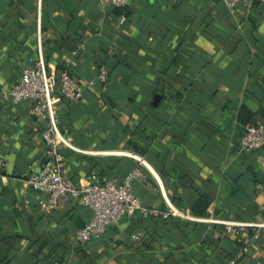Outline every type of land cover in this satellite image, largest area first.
I'll return each instance as SVG.
<instances>
[{
    "label": "crops",
    "instance_id": "0c3cea01",
    "mask_svg": "<svg viewBox=\"0 0 264 264\" xmlns=\"http://www.w3.org/2000/svg\"><path fill=\"white\" fill-rule=\"evenodd\" d=\"M226 1L0 0V264H264V230L242 246L220 223L264 222V147L236 151L241 107L247 124H264V0ZM39 54L48 73L84 84L77 102L57 98L74 148L60 150L64 176L85 186L137 170L142 204L182 216L127 211L99 240L77 244L89 208L37 210L27 183L45 161V125L8 93ZM198 203L207 205L193 213Z\"/></svg>",
    "mask_w": 264,
    "mask_h": 264
},
{
    "label": "built area",
    "instance_id": "2783aa9c",
    "mask_svg": "<svg viewBox=\"0 0 264 264\" xmlns=\"http://www.w3.org/2000/svg\"><path fill=\"white\" fill-rule=\"evenodd\" d=\"M103 6L124 8L131 0H98ZM241 1L227 0L226 6L233 9ZM97 79L101 83L107 80V69L100 66ZM84 84L69 72L59 74L47 72L45 61L41 54L34 63L23 69L19 82L9 90V100L16 105L20 102H30V115L37 121L44 123L41 139L45 144V161L39 170L28 179L27 187L36 193L34 204L39 212L47 213L66 204H78L91 210V220L74 233L77 244H85L99 240L106 230L116 227L127 211L138 212L141 218H160L182 216V212L172 206L168 211L146 208L133 191L132 184L142 179L137 171L129 172L121 183L113 179H98L91 176L85 186H79L64 174V161L61 148L74 149L61 133L57 115V98L61 97L70 102H77L82 97ZM264 147V124L243 126L242 136L236 151L240 154L251 153ZM7 164L0 159V170H5ZM25 188L20 189L23 194ZM227 235L235 238L236 242L245 246L248 244L249 234L257 230H264V222L245 224L238 222H220ZM133 240L139 235L134 234ZM223 264H236V260H228Z\"/></svg>",
    "mask_w": 264,
    "mask_h": 264
},
{
    "label": "trees",
    "instance_id": "16d2710c",
    "mask_svg": "<svg viewBox=\"0 0 264 264\" xmlns=\"http://www.w3.org/2000/svg\"><path fill=\"white\" fill-rule=\"evenodd\" d=\"M250 118H251V113H249V111H247L244 107H241L238 112V117H237L238 122L241 123L242 125H245L247 124ZM206 205H207L206 203L204 204L198 203L191 208V211L193 213H201L205 209Z\"/></svg>",
    "mask_w": 264,
    "mask_h": 264
}]
</instances>
